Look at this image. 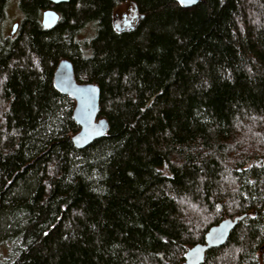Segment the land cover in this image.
<instances>
[{
	"label": "trees",
	"instance_id": "1",
	"mask_svg": "<svg viewBox=\"0 0 264 264\" xmlns=\"http://www.w3.org/2000/svg\"><path fill=\"white\" fill-rule=\"evenodd\" d=\"M0 0V264H264V0ZM136 14L117 27L115 10ZM71 61L100 89L106 134L79 150Z\"/></svg>",
	"mask_w": 264,
	"mask_h": 264
},
{
	"label": "water",
	"instance_id": "2",
	"mask_svg": "<svg viewBox=\"0 0 264 264\" xmlns=\"http://www.w3.org/2000/svg\"><path fill=\"white\" fill-rule=\"evenodd\" d=\"M51 8L41 14V25L50 29L55 26L59 20V14L55 11L54 6L69 3L71 0H48ZM182 7L190 8L198 0H176ZM133 18H137L136 12L131 9ZM18 25L13 26L12 32H15ZM53 82L58 91L71 97L75 102L73 110V119L79 126V131L71 141L76 149L82 150L94 141L102 138L108 129L107 121L99 118V101L100 89L92 83H77L73 65L68 59H62L58 62L53 75ZM263 225H264V208H263ZM244 216L233 219H224L217 225L209 228L204 237L203 244H197L189 248L184 255L182 264H202L206 252L209 249L223 246L230 232Z\"/></svg>",
	"mask_w": 264,
	"mask_h": 264
},
{
	"label": "rangeland",
	"instance_id": "3",
	"mask_svg": "<svg viewBox=\"0 0 264 264\" xmlns=\"http://www.w3.org/2000/svg\"><path fill=\"white\" fill-rule=\"evenodd\" d=\"M128 9L129 6L127 4H121L115 10V19L121 17L123 13L128 11ZM22 19L23 15L19 10L18 0H10L5 10V22L3 27L4 34L6 36L15 37L14 35L17 34ZM15 24H17L18 27L15 32H12L13 26Z\"/></svg>",
	"mask_w": 264,
	"mask_h": 264
},
{
	"label": "flooded vegetation",
	"instance_id": "4",
	"mask_svg": "<svg viewBox=\"0 0 264 264\" xmlns=\"http://www.w3.org/2000/svg\"><path fill=\"white\" fill-rule=\"evenodd\" d=\"M131 9L132 8H129L128 11L123 13L121 17L115 19L117 27H129L136 21V18L132 17L133 13Z\"/></svg>",
	"mask_w": 264,
	"mask_h": 264
}]
</instances>
